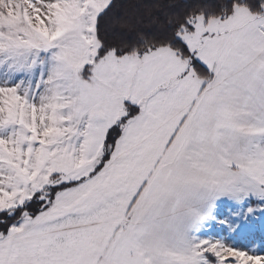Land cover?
Wrapping results in <instances>:
<instances>
[{"label": "snow or ice", "instance_id": "snow-or-ice-1", "mask_svg": "<svg viewBox=\"0 0 264 264\" xmlns=\"http://www.w3.org/2000/svg\"><path fill=\"white\" fill-rule=\"evenodd\" d=\"M0 264H264V0H0Z\"/></svg>", "mask_w": 264, "mask_h": 264}]
</instances>
